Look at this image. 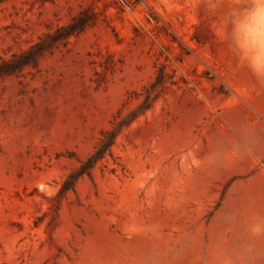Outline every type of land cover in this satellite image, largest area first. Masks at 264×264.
I'll use <instances>...</instances> for the list:
<instances>
[{
	"label": "rangeland",
	"instance_id": "obj_1",
	"mask_svg": "<svg viewBox=\"0 0 264 264\" xmlns=\"http://www.w3.org/2000/svg\"><path fill=\"white\" fill-rule=\"evenodd\" d=\"M6 70L0 264H264V82L205 0H0Z\"/></svg>",
	"mask_w": 264,
	"mask_h": 264
},
{
	"label": "clouds",
	"instance_id": "obj_2",
	"mask_svg": "<svg viewBox=\"0 0 264 264\" xmlns=\"http://www.w3.org/2000/svg\"><path fill=\"white\" fill-rule=\"evenodd\" d=\"M219 35L259 82H264V0H205Z\"/></svg>",
	"mask_w": 264,
	"mask_h": 264
},
{
	"label": "trees",
	"instance_id": "obj_3",
	"mask_svg": "<svg viewBox=\"0 0 264 264\" xmlns=\"http://www.w3.org/2000/svg\"><path fill=\"white\" fill-rule=\"evenodd\" d=\"M69 29H70V27L60 28V32H67ZM80 30H83V28H80ZM74 33L75 32H69V34H65V36H63V37L69 38V37L73 36ZM3 64H7V62L5 60H3ZM22 65H23L22 67H25V66L29 65V62H25ZM14 71L15 70H6L5 72H0V75H6V74L8 75V74L13 73ZM164 77H165V73L162 72L157 77L156 81L154 83H152L149 88L146 89L145 100L143 101V104L140 106L139 111L134 112V113L130 114L128 117H126L122 121V123L120 125V129H122L125 126H129L140 114L151 109L153 103L155 102V100L157 99V97L159 95V92H161V90L165 87ZM119 132H120V130L117 129V130L107 131L105 133L106 135L108 134V136H109L108 141L106 142L103 139L101 140V144H102L101 149H98L94 154H92L86 160V162L83 165L82 170L77 174L75 181H76V179H79V177L84 175V173H86V171L93 169L95 167V165L97 164V162L104 157L105 152L113 146V144L115 142V138L117 137ZM72 187L73 186H69V187L67 186L64 188V191L66 192L69 189H71Z\"/></svg>",
	"mask_w": 264,
	"mask_h": 264
}]
</instances>
